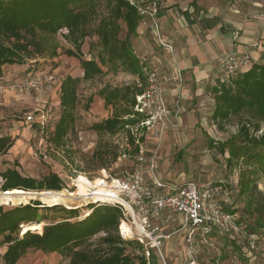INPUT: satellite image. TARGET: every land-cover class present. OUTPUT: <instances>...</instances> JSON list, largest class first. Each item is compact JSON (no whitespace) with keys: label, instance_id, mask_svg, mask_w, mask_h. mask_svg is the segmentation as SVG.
Here are the masks:
<instances>
[{"label":"trees","instance_id":"obj_1","mask_svg":"<svg viewBox=\"0 0 264 264\" xmlns=\"http://www.w3.org/2000/svg\"><path fill=\"white\" fill-rule=\"evenodd\" d=\"M141 21L142 16L129 0H0V77L4 74V65H23L45 55L49 38L66 30L65 39L72 46L65 53L80 61L83 79L102 74L105 66L107 71H123L138 79L122 86L105 84L98 90L105 106H112L114 111L91 125L99 141L87 163L95 169H108L122 155L134 157L140 149L137 140L145 142L146 131L138 126L143 115L135 111L136 96L145 88L142 59L134 49ZM94 36L98 39L90 44V53L94 56L88 59L83 55L82 46L86 38ZM51 55H57L56 48ZM79 81V77L70 74L61 81V113L47 136L50 149L65 153L68 159L71 156L66 139L76 122ZM213 93L215 120L224 122L232 115L244 120L236 135L218 143L210 140V146L222 154L228 153L227 167L241 158L247 160L246 164L249 160L264 158L258 150H264V131L256 134L264 123V64L254 63L246 71L214 86ZM92 101L90 96L86 107ZM119 132H124L129 147L121 149L120 144L107 138ZM14 142L10 135L0 136V153L7 152ZM261 170L264 176V160ZM0 176L3 191H61L66 187L64 179L56 172L35 178L23 175L16 167H8ZM238 193L245 198L244 206L239 208L229 201L226 210L237 214L245 234L264 237V195L246 168L241 170ZM88 209V213L80 217L79 207L47 205L40 200L10 208L0 206V236L7 245L4 264H17L29 249L57 252L69 258L68 264H147L144 245L120 233L124 219L120 206L94 202L88 204ZM42 222L45 224L41 232L36 228L28 229ZM100 233L103 234L95 238ZM212 235L226 240L236 254L245 256V246L237 244L230 235L218 232Z\"/></svg>","mask_w":264,"mask_h":264},{"label":"rangeland","instance_id":"obj_2","mask_svg":"<svg viewBox=\"0 0 264 264\" xmlns=\"http://www.w3.org/2000/svg\"><path fill=\"white\" fill-rule=\"evenodd\" d=\"M217 1L223 6L240 4L246 8H249V5L255 1L264 3V0ZM65 32L66 30H62L49 38L48 50L45 55L30 59L23 65H4V74L0 77V136L10 135L15 142L7 152L0 153V172L8 167H16L23 175L35 178H42L49 172H56L64 179L66 187L63 190L67 193L77 192L78 185H83L86 180L92 183V185H88V188L89 191H93L96 180L104 177V172L101 168L95 169L92 164L88 165L89 163H87L88 156L93 153L99 141V136L91 129V125L111 116L114 111L112 106H105L103 99L97 94L98 90L105 84L122 86L138 82V79L123 71H107L106 66L103 67L104 72L95 78L83 79L80 61L65 53L66 49L72 46L65 39ZM97 40L96 36L85 39L82 46L85 58L89 59L94 56L93 53H90V44ZM136 43L134 39L135 46ZM53 48L57 50L56 56L51 55ZM96 49L95 46L94 52ZM34 74L41 76L42 85L29 92L19 91L17 85ZM68 74L80 78L76 122L73 131L69 133L66 139L71 159H68L63 152L55 153L50 149L49 140L38 129L35 124L36 121H27L26 118L30 112H35L34 120L45 113L49 121L46 130L48 133L53 130L61 113V81ZM90 96L93 97V101L89 107H86ZM214 103L215 101L210 99L204 101L201 106L205 112H181L183 114L182 119L180 117V121L168 130L159 147L161 159L158 174L161 178L172 181L197 179L222 184L226 189L225 196H228V202L232 201L239 208H242L245 204V198L238 193L241 170L246 168L251 173L259 191L264 195V176L261 170L264 158L249 160L248 164H246L247 160L241 158L234 162L232 167L226 166L228 153L222 154L219 149L212 148L210 140L218 143L236 135L244 119L232 115L224 122H218L212 117V110L214 109L212 104ZM263 131L264 123L261 130L256 134L260 135ZM146 135L148 136V133ZM146 135V145L151 148L154 147L156 145L154 139H147ZM107 138L116 144H120L121 149L129 147L124 132L107 136ZM258 150L261 156H264V150ZM134 164V157L130 158L129 156H121L117 162L111 164L107 169L109 176V179L106 180L107 188L111 189L108 186L111 187L112 177L116 178L121 175L124 169L131 171L134 169ZM2 183L3 178L0 176V186ZM27 191L35 192L36 190ZM3 192L6 191L0 189V193ZM91 197V195L76 194L69 203L56 204H62L66 208L79 207L80 217H83L89 211L88 204L98 201V199ZM33 200H40L43 204L53 205L45 203L39 196H35L26 200L3 199L0 200V206L10 208L15 205L30 203ZM167 215L165 214V217ZM56 216L58 217V215ZM170 218H176L173 225L177 226L183 222L184 215L181 212H176ZM44 224L42 222L34 225L41 232ZM101 234L103 233L95 238ZM182 237L181 232H176L168 239L171 242L166 241L169 243L161 247L168 264L186 263V248ZM6 248L7 245L2 242V236H0V264H4L3 253ZM197 249L196 255L201 264H264L263 253H256L252 259L240 256L232 250L229 242L226 243V240L217 236L214 237L213 243H198ZM222 255L225 258H221ZM158 259L160 260L159 256ZM215 260L217 261L215 262ZM68 262V257L57 252L45 253L42 250L29 249L17 264H68ZM154 262L156 264V261ZM160 263L162 264L161 260Z\"/></svg>","mask_w":264,"mask_h":264},{"label":"built area","instance_id":"obj_3","mask_svg":"<svg viewBox=\"0 0 264 264\" xmlns=\"http://www.w3.org/2000/svg\"><path fill=\"white\" fill-rule=\"evenodd\" d=\"M129 1L136 6L142 21L150 22V27L159 44L172 52L173 46L162 38L158 23L162 0ZM252 65V58L247 53H227L219 57V70L227 77V81ZM143 69L145 88L136 96L135 111L143 115L138 126L145 129V134L154 136L156 149L148 155L143 143L137 140L140 149L134 155V169L131 171L124 169L121 175L112 177L111 187L108 186L112 194H103L104 196L100 197L97 203L121 207L124 219L120 224V233L124 238H134L144 245L147 264H152L151 257L154 249L162 264H168L161 250V239L169 237L170 234H162L157 222L164 214L173 216L176 212L184 215L183 224L177 231L183 233L187 243L185 264H201L196 255L198 243H213V232L244 238L250 252L264 254V237L245 234L238 222L237 214L226 210L229 198L225 196L227 192L222 185L209 180H164L158 174L157 151L168 130L180 121L182 110L179 98L174 102L175 110H171L166 102L161 66L146 64L143 65ZM41 85V76L34 74L18 84L17 89L21 92H29ZM34 113L30 112L26 116L27 121H36L38 129L45 134L44 137H47L46 128L49 123L47 115L43 113L34 120ZM101 170L104 172L101 180L107 185L108 170L105 168ZM124 224L126 228L123 227Z\"/></svg>","mask_w":264,"mask_h":264},{"label":"crops","instance_id":"obj_4","mask_svg":"<svg viewBox=\"0 0 264 264\" xmlns=\"http://www.w3.org/2000/svg\"><path fill=\"white\" fill-rule=\"evenodd\" d=\"M263 6L264 3L259 1L252 2L246 8L240 4L223 6L217 0H162L158 23L162 38L173 46L172 52L159 44L150 22L141 21L138 35L134 38L137 42V47L134 45L135 52L144 60L143 65L161 66L165 99L171 110L176 109L174 102L177 98L180 100L181 112H205L201 104L207 99L215 101L213 87L227 81V77L219 70L220 56L247 53L253 64L263 63ZM182 116L181 113V119ZM150 136L148 134L147 139L153 138L156 144L154 136ZM143 145L148 155L156 149V145L152 148L145 142ZM157 154L160 166L161 152L158 150ZM175 221L176 218H170L169 215L165 217L164 214L157 222L162 234H170L161 239V247L171 242L168 239L183 224L174 226ZM182 239L186 248L184 235ZM231 239L245 246L247 258L255 257L256 252L249 251L244 238L231 236ZM153 251L151 263L155 264L156 261V264H161L156 249Z\"/></svg>","mask_w":264,"mask_h":264},{"label":"bare ground","instance_id":"obj_5","mask_svg":"<svg viewBox=\"0 0 264 264\" xmlns=\"http://www.w3.org/2000/svg\"><path fill=\"white\" fill-rule=\"evenodd\" d=\"M88 185H92V183H90V181L87 180L84 181L83 185L81 184L78 185L79 189L75 193H67L64 190L32 192V191H25L22 189H13L0 193V200L3 199L14 200V198H18L19 200H26L27 198H33L35 196H39L45 203L56 204V203H69L70 200H72V197L75 196L76 194L89 195V196L91 195L92 196L91 198L94 199H99L100 197L104 196L103 194H112V191L107 188L106 184H104V181L101 180V178L96 180L94 186L95 190L89 191ZM68 206L70 207V205ZM35 226L36 225L28 226V229L35 228ZM123 227L126 228V225L124 224Z\"/></svg>","mask_w":264,"mask_h":264}]
</instances>
